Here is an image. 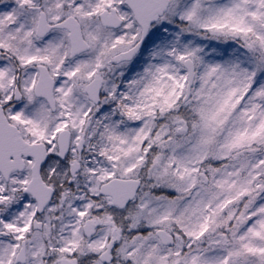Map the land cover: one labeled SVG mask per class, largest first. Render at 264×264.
<instances>
[{
    "label": "snow or ice",
    "instance_id": "snow-or-ice-1",
    "mask_svg": "<svg viewBox=\"0 0 264 264\" xmlns=\"http://www.w3.org/2000/svg\"><path fill=\"white\" fill-rule=\"evenodd\" d=\"M0 264H264V0H0Z\"/></svg>",
    "mask_w": 264,
    "mask_h": 264
}]
</instances>
